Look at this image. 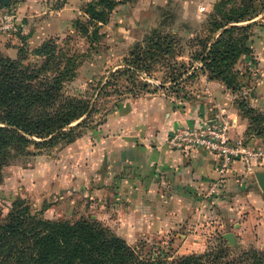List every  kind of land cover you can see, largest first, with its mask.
Returning a JSON list of instances; mask_svg holds the SVG:
<instances>
[{"label": "rangeland", "instance_id": "rangeland-1", "mask_svg": "<svg viewBox=\"0 0 264 264\" xmlns=\"http://www.w3.org/2000/svg\"><path fill=\"white\" fill-rule=\"evenodd\" d=\"M92 1L0 0V16L13 13L18 24L13 37L0 34L11 37L8 46L16 48V54L0 52V55L12 61L22 55V66L38 75L35 83L57 79L49 101L36 103L30 112L34 121L47 113L54 118L66 113L72 119L88 109L79 121L63 130L64 136L58 137L57 132L50 142L53 136L40 140L25 135L26 140L14 141L8 154H2L0 219L8 215L14 201H22L39 220L97 222L145 259H155L158 254L173 257L169 261L202 255L222 243L235 251L264 253V231L259 228L263 218L255 217L256 212L264 210L253 206L255 214L232 215L225 209L234 204V199H225L217 206L205 203L203 209L186 215L168 232H150L146 237L134 239L124 237L128 233L120 234L118 227L111 226L114 214L103 215L101 200L83 198L80 190H76V197L69 193L71 187H81L86 154L83 152L92 150L99 131L123 102L149 94L153 87L179 91L182 83H174L168 74L179 75L184 68L180 69L182 62L188 69L194 68L190 67L194 64L191 59L202 55L205 46L216 38L211 25L223 18L219 12L239 14L247 9L246 14L263 10L262 14L264 0H117L118 5L103 23L91 22L86 14ZM194 8L199 17L186 12L189 9L194 12ZM245 25L248 23L229 27ZM169 35L177 41L171 44L176 46L171 54L167 53ZM45 45L52 55L49 63L46 56L38 54ZM262 127L261 136L254 129L245 135V145L264 149L263 124ZM258 171H264V162L255 168ZM258 194L264 201L260 188ZM257 203V199L251 201V206ZM229 233L234 236V244L225 237Z\"/></svg>", "mask_w": 264, "mask_h": 264}, {"label": "crops", "instance_id": "crops-1", "mask_svg": "<svg viewBox=\"0 0 264 264\" xmlns=\"http://www.w3.org/2000/svg\"><path fill=\"white\" fill-rule=\"evenodd\" d=\"M186 12L194 17L200 14L196 8ZM254 23L248 42L251 54L242 56L236 67L241 93H233L221 81L208 80L199 72L187 81L200 67L196 62L180 80L179 91L153 87L151 93L123 102L99 131L92 150L83 152L81 187H71V196L76 197L80 190L83 198L101 200L103 215L114 214L111 226L134 239L150 232H168L205 203L217 206L234 199L225 209L232 215L255 214L253 206L264 210L256 178L241 163L222 178L213 154L201 149L176 152L168 144L175 129L199 126L211 120L217 108H225L230 116V136L243 140L248 120L237 104L240 95L252 109L264 113V12L248 22ZM11 37L0 36V52L16 54L17 49L8 46ZM235 190L238 192L232 194ZM256 199L257 205L251 206ZM255 217L263 218L259 228L264 231V211L256 212Z\"/></svg>", "mask_w": 264, "mask_h": 264}, {"label": "trees", "instance_id": "trees-1", "mask_svg": "<svg viewBox=\"0 0 264 264\" xmlns=\"http://www.w3.org/2000/svg\"><path fill=\"white\" fill-rule=\"evenodd\" d=\"M117 5V0H93L87 6L86 14L91 22L103 23ZM246 10L239 14L222 15L219 12L223 16L221 23L216 21L211 25L212 31L218 36L205 46L202 55L191 59L194 64L200 63V67L190 74L187 81L194 79L199 72L208 80L221 81L233 93L243 91L236 67L242 56L251 54L248 42L256 23L229 25L248 23L263 11L253 10L251 14H246ZM167 41V53L171 54L176 47L171 44L177 41L171 35ZM157 48L161 51L162 46ZM49 49L45 45L38 51L39 55L46 56L47 63L52 57L47 52ZM22 63V55L16 61L0 55V125L5 126L0 127V157L4 152L8 154L14 141L26 140L25 135L40 140L48 139L57 132L58 137L64 136L63 130L79 121L88 111L73 115L72 119H68L66 113L55 118L47 113L34 121L30 112L36 103L49 101L53 96L51 88L57 79L35 83L37 73L29 67L24 68ZM194 64L189 63L190 67ZM186 65L185 62L180 63V69L184 68L179 75L171 73L168 77L174 83H179L191 69ZM237 104L242 116L248 120L245 135L254 129L256 135L261 136L264 113L252 109L248 99L242 95ZM170 258L173 257H161L158 254L155 259H145L124 240L94 221L81 219L71 223L39 220L31 213L29 206L18 200L14 201L8 215L0 219V264H264L263 252L235 251L224 243L202 255L183 256L169 261Z\"/></svg>", "mask_w": 264, "mask_h": 264}, {"label": "built area", "instance_id": "built-area-1", "mask_svg": "<svg viewBox=\"0 0 264 264\" xmlns=\"http://www.w3.org/2000/svg\"><path fill=\"white\" fill-rule=\"evenodd\" d=\"M17 32L15 14L0 16V34L11 36ZM231 130L232 122L227 110L217 108L211 120L199 126L175 129L168 138V144L176 152L188 153L201 149L213 154L222 178L234 170L236 163H241L245 172L254 174L255 168L264 162V149L245 145L243 140L232 138Z\"/></svg>", "mask_w": 264, "mask_h": 264}, {"label": "water", "instance_id": "water-1", "mask_svg": "<svg viewBox=\"0 0 264 264\" xmlns=\"http://www.w3.org/2000/svg\"><path fill=\"white\" fill-rule=\"evenodd\" d=\"M255 178H256V181L259 185V188L261 189V191L264 195V171L255 172ZM225 237L229 240L230 244H234L233 234H231V233L226 234Z\"/></svg>", "mask_w": 264, "mask_h": 264}]
</instances>
